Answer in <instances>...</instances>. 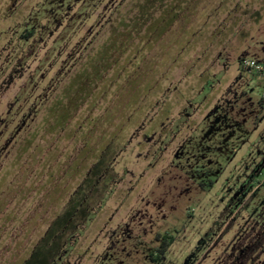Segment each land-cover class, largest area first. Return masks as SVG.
Masks as SVG:
<instances>
[{
  "label": "rangeland",
  "instance_id": "obj_1",
  "mask_svg": "<svg viewBox=\"0 0 264 264\" xmlns=\"http://www.w3.org/2000/svg\"><path fill=\"white\" fill-rule=\"evenodd\" d=\"M244 59L264 0H0V264H264Z\"/></svg>",
  "mask_w": 264,
  "mask_h": 264
},
{
  "label": "trees",
  "instance_id": "obj_2",
  "mask_svg": "<svg viewBox=\"0 0 264 264\" xmlns=\"http://www.w3.org/2000/svg\"><path fill=\"white\" fill-rule=\"evenodd\" d=\"M148 2V1H147ZM147 2L145 3H143L142 4V7H141V9H140V11H141V14L142 15H147V6H148V4H147ZM62 3H60L59 5H61ZM34 31V25L33 24H28L27 26H25L24 27V29H23V31H22V33H21V35H22V37L23 38H28L30 35H31V33ZM56 107H58L59 109H60V111H62V110H65L64 108H62V106L59 104L58 106H56ZM62 116H65V114H64V112H63V114H61ZM63 118V117H62ZM261 209V210H260ZM257 210H260L261 211V213L259 214V213H257L256 214V218H255V220H256V222H257V226H255V227H258V229H259V231H260V229H262V226H263V228H264V202H261L258 206H257ZM160 251H161V253H163V250H161V249H159Z\"/></svg>",
  "mask_w": 264,
  "mask_h": 264
},
{
  "label": "flooded vegetation",
  "instance_id": "obj_3",
  "mask_svg": "<svg viewBox=\"0 0 264 264\" xmlns=\"http://www.w3.org/2000/svg\"><path fill=\"white\" fill-rule=\"evenodd\" d=\"M243 84L244 83L239 82L238 87H236L235 90H233L234 88H231L233 90V98L232 99H226L224 101V103L218 104L217 106H215L213 108V111L216 112V111L220 110L221 108H223L225 105H228V104L230 105V104L236 102L239 98L240 93H241V91H239L238 88H241ZM178 154H179V152H178ZM178 154H176V156H178ZM172 242H173V240H170V239L167 242H164V241L161 242L159 249L163 250V254L168 251V248L172 244Z\"/></svg>",
  "mask_w": 264,
  "mask_h": 264
},
{
  "label": "built area",
  "instance_id": "obj_4",
  "mask_svg": "<svg viewBox=\"0 0 264 264\" xmlns=\"http://www.w3.org/2000/svg\"><path fill=\"white\" fill-rule=\"evenodd\" d=\"M243 66L249 71H254L257 74V77L264 79V64L259 63L253 59H244L242 61ZM264 98V95H263Z\"/></svg>",
  "mask_w": 264,
  "mask_h": 264
}]
</instances>
